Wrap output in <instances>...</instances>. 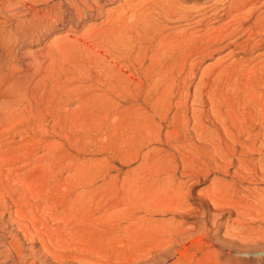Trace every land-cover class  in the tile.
<instances>
[{
	"label": "rangeland",
	"instance_id": "obj_1",
	"mask_svg": "<svg viewBox=\"0 0 264 264\" xmlns=\"http://www.w3.org/2000/svg\"><path fill=\"white\" fill-rule=\"evenodd\" d=\"M172 1L207 8L173 22L159 0H89L47 29L14 20L27 98L0 136V264H149L173 213L191 239L168 263L227 264L206 225L234 263L264 264V0L242 20L257 36L210 51L233 0ZM146 211L137 235L126 216Z\"/></svg>",
	"mask_w": 264,
	"mask_h": 264
},
{
	"label": "bare ground",
	"instance_id": "obj_2",
	"mask_svg": "<svg viewBox=\"0 0 264 264\" xmlns=\"http://www.w3.org/2000/svg\"><path fill=\"white\" fill-rule=\"evenodd\" d=\"M24 1L25 0H23L22 2ZM29 2L25 4L21 3L20 6L14 7L11 3V0H3L2 7L0 5V39L2 41V44L0 47V136H1L2 130L6 129L5 125L9 123V120H11V118H14L16 116L17 111L20 108V106L23 108L25 107L26 98H27V94H26L27 78H28L27 69H25L23 65H20L19 62L14 59L15 49L11 45L12 44L11 32H12L13 27H15L13 26L14 20L15 19L18 20V25H19L20 23H25V21L29 19L28 17L31 16L30 20H27V21L32 23V25L35 26L36 30L37 28L39 30L40 29L43 30V29H47L48 26L58 21V19L62 18L63 16H66L68 8H71L73 10H78L81 8L80 7L81 4H89V0H61L60 2L54 3L51 6H43L44 4L47 5V2L45 1L39 2V0H30ZM251 4H253V6H251L247 10V8ZM157 5H158L157 13L159 15L166 13L167 15L165 16H167V21L171 20L173 16L175 17V15H179L180 18H185L182 20H186V19L191 18L195 12H199L202 10L204 11V9L207 8V6H205L204 8H200V7L198 8L195 6L191 10L188 8H187L188 10L186 9L183 10L182 9L183 7H181L180 9L177 6V3L176 5H174V2L172 0H159V3ZM254 5L256 4L253 2V0H233L232 4L230 2V6L228 5L229 7L227 9V12L224 13L228 17L229 20L226 22L222 21L223 23H221V25H219L218 27H214L213 29L214 31L212 32V34L209 33L210 34V35L208 34L209 36L206 35L208 32L207 33L205 32L206 37L204 36L201 40H199V41L204 42L205 50L210 51L211 49L222 45L225 41L231 38H237V40H240L245 35H248L249 39H253L255 36L259 35L262 37L261 39L264 40V19H262L264 16L263 17L261 16L260 17L261 19H259L258 17L257 21H255L254 26L259 32V33H256L257 35L254 36L249 31L250 29L249 30L245 29L247 27L244 28L245 22L242 21L243 17L246 14L252 16V13H254L256 10V6ZM179 16L177 18V21L178 19H180ZM246 17L247 16H245L244 19H246ZM23 18H27V19L23 20ZM202 22H203V19H199L194 23L199 27L202 25ZM167 27L168 26L166 25V27H163L162 29L164 30V28H167ZM160 30L161 29H159V31ZM33 37H34V34H33ZM167 211L169 212L168 209ZM157 213L158 212L149 213L148 211H146L145 214H141V215L138 213L128 214L126 216V220L131 225L134 226L135 232L137 235H142V234L148 233L149 230L154 229V227H152V223H153L152 221H155L153 215H156ZM175 215L176 213H173L170 221L165 220L163 224H160L158 226L157 231L159 234V238L157 242H158L159 249L156 252L157 256L153 257L154 260H152V262H150L149 264H158L159 262L161 263V261H164L163 264H183V262H181V258L175 259L172 263H168L167 261L162 259V256L164 255L162 253H168L170 257V256H173L175 253L180 252L182 248H184L185 250L189 249V247L186 245V241L191 237V233H186V232L184 233L182 232V229L180 230L177 226L174 225ZM165 222L166 224H164ZM199 230L200 231L198 233L201 236H203L204 238L211 239L212 246H214V248L216 249V253L219 256H222V255L225 257L228 256V258H226L227 264H236L230 258L232 255V252L231 251L224 252L223 250H221L220 248L221 246H218L219 244L217 245V243L220 242L218 237L217 236H213L211 238L209 237V230L207 229L206 225L202 226ZM213 241H216L217 243L216 242L213 243ZM13 259H15L14 256H13ZM188 261L184 264H194L192 261L190 262Z\"/></svg>",
	"mask_w": 264,
	"mask_h": 264
}]
</instances>
